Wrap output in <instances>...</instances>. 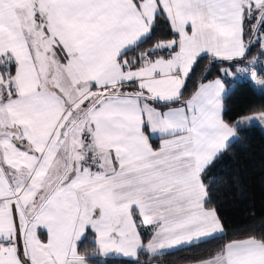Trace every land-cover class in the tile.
Segmentation results:
<instances>
[{
  "label": "snow or ice",
  "instance_id": "obj_1",
  "mask_svg": "<svg viewBox=\"0 0 264 264\" xmlns=\"http://www.w3.org/2000/svg\"><path fill=\"white\" fill-rule=\"evenodd\" d=\"M161 21L171 38L144 49ZM205 57L229 63L185 95ZM260 58L264 0H0V264H139L223 240L207 174L264 126V109L223 118L224 77L264 84ZM196 264H264V233Z\"/></svg>",
  "mask_w": 264,
  "mask_h": 264
},
{
  "label": "trees",
  "instance_id": "obj_2",
  "mask_svg": "<svg viewBox=\"0 0 264 264\" xmlns=\"http://www.w3.org/2000/svg\"><path fill=\"white\" fill-rule=\"evenodd\" d=\"M169 30L161 21L153 39L143 45L144 49L153 46L156 40L170 39ZM260 48L254 46L248 53V60L257 57ZM227 61L210 63L205 57L200 61V68L187 82L185 95H190L194 86L202 76L205 65L209 71L205 82L222 75L221 65L227 66ZM263 72L257 78H263ZM228 91L224 94L223 118L234 122L242 117L253 115L264 109V91L258 92L250 79L235 80L224 77ZM242 139L234 142L224 155L209 170L206 183L216 178L212 185L211 198L213 204L209 207L217 209L224 228V239H212L207 243L182 247L166 254L149 259L141 253L139 264H187L207 258L210 253L225 240L241 237L248 232L260 236L264 233V133L258 126H253L241 133ZM157 146V140L152 141ZM88 235L86 241L81 242V251L87 250L92 256L93 245ZM102 259V258H98ZM98 259H92L90 264H98ZM127 264H136V259L127 261ZM107 264H122L121 259H108Z\"/></svg>",
  "mask_w": 264,
  "mask_h": 264
},
{
  "label": "crops",
  "instance_id": "obj_3",
  "mask_svg": "<svg viewBox=\"0 0 264 264\" xmlns=\"http://www.w3.org/2000/svg\"><path fill=\"white\" fill-rule=\"evenodd\" d=\"M229 78H232V77H234V76H228ZM263 78H258V80H261V81H264V72H263V76H262ZM254 84H255V86H259V85H261V84H256L254 81H252ZM262 86V85H261ZM226 92L228 91V88L226 87ZM251 116V115H250ZM153 140H156V139H153ZM158 141V140H157ZM158 144H159V141L157 142V146H158ZM140 231H141V233L143 234V238H144V243L146 244L147 243V240L149 239V237H150V234H151V229L150 228H145V227H142V228H140ZM90 237H91V239L93 240V236H92V234L91 233H89L88 234ZM187 245H182V246H176V247H174V248H172V249H165V250H161L160 252H158L157 254H156V256H158V255H162V254H166V253H169V252H171V251H174V250H177V249H180V248H182V247H186ZM123 259H127V258H123ZM132 260H135V258H133ZM187 264H196V262H193V263H187Z\"/></svg>",
  "mask_w": 264,
  "mask_h": 264
},
{
  "label": "rangeland",
  "instance_id": "obj_4",
  "mask_svg": "<svg viewBox=\"0 0 264 264\" xmlns=\"http://www.w3.org/2000/svg\"><path fill=\"white\" fill-rule=\"evenodd\" d=\"M260 66H264V58H260V60H259V63H258V65H257V67L259 68ZM236 77H239V78H246V79H248L247 77H245L244 75H242V74H239V73H237V74H235L234 75V77H233V79H235ZM258 79V78H257ZM254 84V83H253ZM262 85V86H261ZM261 85H259L258 87L257 86H255V84H254V86H255V88H256V90L258 91V92H263L264 91V84H261ZM259 128H261V130H262V132L264 133V126H259V125H257ZM93 254V253H92ZM100 258H102V257H100ZM103 259V258H102Z\"/></svg>",
  "mask_w": 264,
  "mask_h": 264
},
{
  "label": "built area",
  "instance_id": "obj_5",
  "mask_svg": "<svg viewBox=\"0 0 264 264\" xmlns=\"http://www.w3.org/2000/svg\"><path fill=\"white\" fill-rule=\"evenodd\" d=\"M243 79H246V78H239V77H236L235 80H243Z\"/></svg>",
  "mask_w": 264,
  "mask_h": 264
}]
</instances>
